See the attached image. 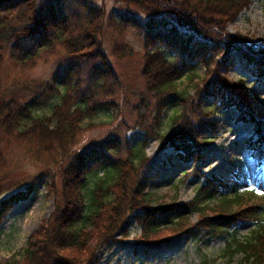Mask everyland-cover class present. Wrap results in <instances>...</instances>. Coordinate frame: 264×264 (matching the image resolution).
Segmentation results:
<instances>
[{
    "label": "rangeland",
    "instance_id": "rangeland-1",
    "mask_svg": "<svg viewBox=\"0 0 264 264\" xmlns=\"http://www.w3.org/2000/svg\"><path fill=\"white\" fill-rule=\"evenodd\" d=\"M47 2L61 9L67 18L65 27L61 25L58 28L62 31V38L57 40L55 30H48V34L51 33L48 45L36 51L39 43H29L27 47L35 52L33 58L25 62L19 61L15 52L16 57H11V48L6 45L1 51L0 100L29 102L40 95L47 83L50 88L54 86L55 76L58 77L57 83L65 81L68 86L79 83L80 90L76 88L73 95L68 94L69 106H64L60 113L77 124L67 152L70 150L78 154L94 149L101 151L105 159L119 161L129 153L130 146L143 142L147 164L136 170L132 180L141 179L146 184V192L152 194L155 207L169 205L170 210L159 213L163 215L158 218L161 223L173 216L169 213H175L183 205L186 210L183 215L188 216L189 223H197L204 207L200 201L198 206L191 202L197 188L208 184L207 179L211 176L227 179L240 192L254 189L258 196L264 194V147L252 143L256 137L255 122L248 113L241 117L240 110L228 106L222 113H214L206 118L203 116L220 129L218 137L201 147V153L195 159L182 158L179 150L159 142L156 130H164L170 116L178 109L168 106L167 100L162 102L166 93L153 92V84L144 74L146 61L152 60L154 63L159 59L158 54L150 55L152 50H174L171 53L175 57L182 47L176 41L170 43L174 48L165 46L156 37L154 40L157 41L152 45L146 35L149 27L152 36L157 33L156 30L169 36L172 34L169 32L171 22L165 26H148L147 21L153 15L139 9L130 0H43V3ZM24 6L1 13L0 17L16 19L14 14L23 10ZM92 25H95L100 59L94 57L95 49L86 52L84 47L78 51L82 44L78 42L73 47L70 41L82 38L85 30ZM226 29L228 33H240L253 44L264 48V0H252L226 23ZM175 30L177 34L185 31L179 26ZM88 36L86 34V44L91 43ZM163 39L166 40L165 37ZM196 39L193 38L189 46ZM215 57L216 53L213 59ZM180 61L181 58L177 63ZM220 64L218 72L228 71L231 84L244 80L240 84L242 90L248 92L249 110L264 125V75L260 78L253 75V65L244 60L237 50L221 59ZM205 69L200 62L196 71L202 74ZM172 75L168 73L158 79L162 83L173 79L177 90L189 89L190 93L193 92L189 79L185 76L174 79ZM46 91V94H50V90ZM79 96L88 97L87 111L84 113L70 110V104ZM199 99L195 97L189 102L191 109L210 101L209 97V100ZM42 106L41 102L36 105L37 109ZM48 127L51 129L54 126L48 124ZM39 142L36 134L25 135L16 131L0 133V201L11 194L24 192V198L16 201L0 219L1 264H21L19 253L26 239L44 227L62 198L61 174L70 160L55 154L53 150L45 152L44 144ZM249 142L254 144L253 148L248 147ZM112 147H115V153L112 152L114 158L106 153ZM184 172H187L186 176ZM46 176L49 177L45 179ZM41 180L43 183H40ZM115 190L118 192V188ZM172 209L175 210L170 212ZM140 212L135 210L133 215ZM252 226L251 220L238 221L232 233L245 238ZM126 227L129 231L127 236L121 237V231H117L114 234L117 241L99 251L96 264H201L204 259L209 264H264V246L258 249L261 253L258 260L247 262L240 254L228 260L226 235L229 234L224 230L200 224L190 228V232L153 243L143 240V234L147 232H142L141 224L136 223L133 216L128 219ZM166 231L168 229L165 227L164 235ZM62 264H73V260L71 257L65 258Z\"/></svg>",
    "mask_w": 264,
    "mask_h": 264
},
{
    "label": "trees",
    "instance_id": "trees-1",
    "mask_svg": "<svg viewBox=\"0 0 264 264\" xmlns=\"http://www.w3.org/2000/svg\"><path fill=\"white\" fill-rule=\"evenodd\" d=\"M130 1L139 9L150 12L147 14L153 15L147 21L148 26H165L171 22L172 28L169 32L172 34L167 37L158 30L152 36L149 27L147 28L146 39L150 40L152 45L156 43L157 40H154L156 37L165 46L174 48L170 43L176 41L182 47V51L175 54V57L171 53L174 50L166 52L160 48L156 52L152 50L150 55L158 54L159 59L154 63L152 60L146 61L144 74L153 84V92L166 93L162 102L167 100L168 106L178 109L170 116L169 124L164 130H156L159 142L164 143L163 146L179 150V156L182 158L195 159L199 157L201 147H205L209 141L218 137L220 129L217 124L204 117L222 113L226 107L233 106L240 110L241 117L245 113L250 115L255 122L256 137L252 143L264 147V125L249 110L248 92L242 90L240 84L244 80L231 84V80L223 74L224 71L218 72L221 59L227 58L230 53L237 50L244 60L253 65V75L257 78L264 75V48L253 44L244 35L230 34L226 29V23L252 0ZM21 5H25L24 9L14 14L16 19L11 16L0 17V61L3 57L1 51L6 45L11 48V57H16L15 52L19 56L18 60L25 62L33 58L35 52L27 47L29 43L32 41L39 43L36 51L48 45V36L51 34H48V30H55L57 40L62 38V31L58 28L61 25L65 27L67 18L52 2L45 4L43 0H0V14ZM86 9L89 10L88 7ZM126 17L123 18L130 22ZM178 26L185 31L177 34L175 29H178ZM86 34L91 40L89 44H86L88 41ZM193 38L197 39L189 46ZM70 41L73 47H76L78 42L82 44L78 51L84 47L86 52H93L95 49L94 57L101 58L96 42L95 25L86 29L82 38ZM214 53L216 57L213 59ZM196 56L198 58L194 59ZM200 62L206 68L202 74L196 71ZM102 64L104 65V62ZM168 73L173 74L174 79L183 76L189 79L194 92L190 100L187 98L193 92L190 93L189 89L177 90L173 79L165 83L159 81V76ZM55 78L54 86L50 88L47 83L40 95L38 97L36 95L29 102L21 103L16 99L0 100V133L10 134L16 131L25 135L36 134L39 143L44 144L42 145L44 151L53 150L55 154L70 160L61 174L62 198L44 227L26 239L19 253L21 264H62L64 259L69 257L72 258L73 264H96L99 251L105 245L109 246L116 241L114 234L117 231H121V237L127 236L129 231L126 224L131 216L136 223L141 224L142 232H147L142 237L145 241L154 243L159 239L163 241V238L170 240L176 235L190 232V228L201 224L224 230L229 234L226 235L228 260L236 254H240L247 262L258 260V255L261 254L258 249L264 246V194L258 196L254 189L240 192L227 179L211 176L207 179L208 184L197 188L191 202L198 206L197 203L200 201V205L204 207V210L200 211L197 223H189L188 216L183 215L186 211L184 205L175 213H169L173 215L170 219L164 220L163 223L159 222L158 218L163 216L159 213L170 210L169 205L155 207L152 194L146 192V184L141 179L132 180L136 170L147 164L143 142L130 146L129 153L119 161L105 159L101 151L94 149L78 154H73L70 150L67 152L72 144L77 124L75 120L60 113L64 106H69V95H73L72 92L76 88L79 89V83L68 86L65 81L57 83L58 77ZM195 80L200 84L195 83ZM46 90H50V94H46ZM92 96L89 97L90 100ZM195 97H199V100H209V97L210 101L208 105L191 109L189 102ZM38 102L43 104L41 109L36 107ZM87 103L88 97L85 99L79 96L70 104L72 107L70 110L84 113L87 111ZM48 124L54 127L49 129ZM47 141L51 144H45ZM254 144L249 142L248 147L253 148ZM101 150L103 151L102 148ZM112 152L115 153V147L106 153L114 158ZM186 175L187 172H184V176ZM40 183H43V180ZM28 187L31 189V186ZM23 193L20 191L11 194L0 201V219L16 201L24 198ZM135 210L141 212L133 215ZM242 220H251L253 225L245 238L232 233V228ZM165 227L169 231H166V235L163 234ZM201 264L209 262L204 259Z\"/></svg>",
    "mask_w": 264,
    "mask_h": 264
},
{
    "label": "bare ground",
    "instance_id": "bare-ground-1",
    "mask_svg": "<svg viewBox=\"0 0 264 264\" xmlns=\"http://www.w3.org/2000/svg\"><path fill=\"white\" fill-rule=\"evenodd\" d=\"M223 74H225L226 77H229V76H228V71H225ZM116 241H117V239H116ZM113 243H114V242H113ZM98 261H99V260H98ZM98 261H97V262H98Z\"/></svg>",
    "mask_w": 264,
    "mask_h": 264
}]
</instances>
